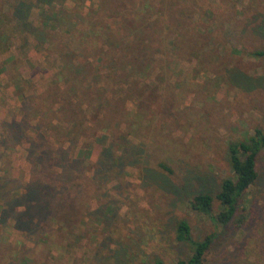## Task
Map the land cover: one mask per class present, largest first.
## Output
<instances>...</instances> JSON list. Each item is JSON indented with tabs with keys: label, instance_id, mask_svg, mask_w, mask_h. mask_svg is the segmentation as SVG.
<instances>
[{
	"label": "rangeland",
	"instance_id": "obj_1",
	"mask_svg": "<svg viewBox=\"0 0 264 264\" xmlns=\"http://www.w3.org/2000/svg\"><path fill=\"white\" fill-rule=\"evenodd\" d=\"M16 1L0 0V135L2 122L22 118L20 93L24 97L42 95L51 84L64 85L58 71L65 63L59 51L65 33L50 23L41 25L45 13L69 16L77 28H83L81 16L91 21L105 16V5L98 0L39 4L28 17L32 25L41 27L45 40L40 41L12 17ZM151 1L150 10L116 17L137 28L150 24L144 36L149 46L159 49L149 68L127 76L128 84L102 66L92 68L96 75L89 82L105 88V96L97 88L95 94L104 104L98 115L107 131H96V124L84 121L85 126L92 125L93 134L80 138L76 145L90 144L87 179L74 207L76 220H64L47 241L33 244L5 218L0 221V264H151L154 257L163 264H176L189 254L188 245L174 236L175 222L180 219L187 222L194 239L218 233L205 264H264V149L257 157V178L240 197L241 227L230 226L219 233V226L188 204L195 193L213 195L223 178H234L227 143L246 139L255 128L264 131V57L251 53L264 49V0H189L184 42L177 32H166L168 23L184 7L180 6L181 14L166 15L165 0ZM141 15L149 21H137ZM154 17L158 25L151 24ZM144 57L149 60L148 52ZM54 94L36 98L35 107L44 108L49 99L55 102ZM58 107L59 103L53 104ZM51 119L56 126L67 124ZM27 123L31 128L34 121ZM119 133L135 147L124 146L120 163L98 184L97 174L94 180L90 177L102 147L101 135L105 134L106 143ZM27 134L33 136L31 129ZM50 140L54 147L59 145ZM28 145L24 141L12 149L0 146L1 178L16 183L28 180ZM111 151L123 154L121 147L113 146ZM18 193L12 191V195ZM217 210L214 201L212 213Z\"/></svg>",
	"mask_w": 264,
	"mask_h": 264
},
{
	"label": "trees",
	"instance_id": "obj_2",
	"mask_svg": "<svg viewBox=\"0 0 264 264\" xmlns=\"http://www.w3.org/2000/svg\"><path fill=\"white\" fill-rule=\"evenodd\" d=\"M56 1L60 0H17L12 5L11 15L23 30L43 41L45 37L40 33L41 27L32 25L28 16L30 10L39 4L50 5ZM98 2L105 5L103 8L105 16L97 21L81 16L79 24L83 28L75 27L69 16L58 15L56 12L50 15L44 12L45 17L41 19V25L50 23L65 33L64 39L61 40L62 45L59 46L65 63L61 64L58 71L60 74L58 80L64 81V85L60 87L58 83L51 84L42 95L24 97L20 93L23 97L21 120L1 123L2 148L12 149L24 141H29V145L25 148V159L30 163V175L28 180L22 183H16L12 178L0 177V221L10 218L14 228L21 231L23 237L33 244L47 241L49 234L55 231L58 224L64 223V220H76L73 214L74 207L79 203V194L84 180L87 179L85 165L90 157V144L83 142L84 144L80 146L76 145L80 138L93 134L92 125L85 126L84 121L89 120L90 124H96V131H107L100 124L104 123V119L98 115V108L104 104L99 101L101 97L97 98L95 94L97 88L104 95L105 88L91 84L93 76L96 75V70L93 73L92 68L103 67L102 69L108 70L113 78H119L128 84L127 76L145 72L144 69L149 68L154 59L153 54L159 49H157L159 46H149L144 36V31L150 24L137 28L134 23L121 22L116 18L120 13L133 12L138 15L147 11L148 6L153 3L151 0H98ZM165 4L166 15L167 13L174 15L176 12L181 14L180 6L184 7L182 14L173 18L166 26V32H177L178 37L184 42L187 37L185 20L191 9L189 0H165ZM140 17L137 21L148 20L145 16ZM152 21L151 24L156 25L160 22L155 17ZM163 28L164 26L160 27V33ZM128 36L131 38L124 40ZM49 41L54 45L50 39ZM147 52L149 60L144 57ZM251 53L264 57V49L254 50ZM53 91L57 93L54 94L57 99L55 102L49 99L44 108L35 107L36 98H43V95L48 98L54 97ZM54 103H59V107L53 108ZM88 109L89 114L86 115L85 111ZM51 118L58 122L65 121L67 124L65 127L53 125ZM28 119L34 121L31 128L27 123ZM28 129H31L33 136L27 134ZM123 135L119 133L114 138L109 137L106 143L105 134L101 135L102 147L94 163L91 180H94L93 177L97 174L96 181L102 184L110 175L111 167L120 163L122 155L126 152L125 147L133 146ZM50 138L59 142V145L54 147ZM65 141L68 144L64 145ZM113 146L116 149L121 147L123 154H113L111 151ZM262 149H264V131L260 128H255L244 140L227 143L226 155L234 178H223L213 195L207 191H200L189 200V208L208 216L214 225L221 228L219 233L230 226L239 228L243 225L244 216L238 205L240 197L257 178L256 162ZM158 166L168 171L164 164L159 163ZM14 190H19V193L12 195ZM214 201L218 203L216 213H212ZM174 232L175 239L186 243L189 248L188 256L178 259L176 264H205L206 254L218 233L213 232L200 239H194L187 222L183 219L175 222ZM151 264H163V262L158 257H154Z\"/></svg>",
	"mask_w": 264,
	"mask_h": 264
}]
</instances>
